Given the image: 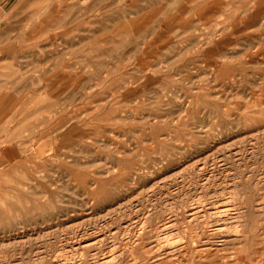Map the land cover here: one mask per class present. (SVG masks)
I'll use <instances>...</instances> for the list:
<instances>
[{
    "label": "rangeland",
    "instance_id": "374dc122",
    "mask_svg": "<svg viewBox=\"0 0 264 264\" xmlns=\"http://www.w3.org/2000/svg\"><path fill=\"white\" fill-rule=\"evenodd\" d=\"M10 1L0 264H264V0Z\"/></svg>",
    "mask_w": 264,
    "mask_h": 264
},
{
    "label": "bare ground",
    "instance_id": "6f19581e",
    "mask_svg": "<svg viewBox=\"0 0 264 264\" xmlns=\"http://www.w3.org/2000/svg\"><path fill=\"white\" fill-rule=\"evenodd\" d=\"M16 198V197H15ZM74 206V205H73ZM234 216V215H233ZM65 218V217H64ZM72 226V225H71ZM83 232V231H82ZM81 241H85V240H77L76 242L77 243H81ZM90 247V246H89ZM82 248V247H81ZM170 251V250H169ZM120 254V253H119ZM225 254V253H224ZM229 254V253H228ZM93 255H94V253H93ZM111 254L109 253V256H110ZM117 255V253H115V256ZM221 255V254H220ZM233 255H234V253H233ZM95 256V255H94ZM108 255L107 254H105V253H103V255H101V257H100V259H99V263H101V264H107V263H109V258L107 257ZM112 256V255H111ZM224 256V255H223ZM222 256V257H223ZM231 256H232V254H231ZM92 257V256H91ZM96 257V256H95ZM221 257V256H220ZM228 257V256H227ZM68 258V257H67ZM66 258V259H67ZM115 258V257H114ZM118 258V257H117ZM216 258V257H215ZM231 258V257H230ZM217 259V258H216ZM212 260V259H211ZM220 260V259H219ZM218 259H217V261H219ZM227 260V259H226ZM54 261V260H53ZM72 261V260H71ZM96 261V260H95ZM115 261H116V259H115ZM215 261V260H214ZM113 261L111 260V263H112ZM221 262V261H220ZM223 262V261H222ZM228 262V261H227ZM230 262H232V261H230ZM237 262H239V261H237ZM55 263V262H54ZM59 263H61V262H59ZM63 263V262H62ZM72 263V262H71ZM110 263V264H111ZM223 263H226V262H223ZM222 263V264H223ZM229 263V262H228ZM50 264H52V263H50ZM73 264V263H72ZM113 264H114V262H113ZM227 264V263H226Z\"/></svg>",
    "mask_w": 264,
    "mask_h": 264
},
{
    "label": "crops",
    "instance_id": "0c3cea01",
    "mask_svg": "<svg viewBox=\"0 0 264 264\" xmlns=\"http://www.w3.org/2000/svg\"><path fill=\"white\" fill-rule=\"evenodd\" d=\"M11 4H12V1L9 0L5 6L0 7V17H3L4 20L11 17V14H12V11L10 10ZM41 22H42V20L39 21V23H41Z\"/></svg>",
    "mask_w": 264,
    "mask_h": 264
}]
</instances>
